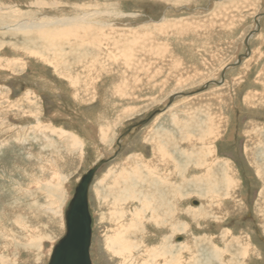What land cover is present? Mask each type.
Listing matches in <instances>:
<instances>
[{"label":"rangeland","instance_id":"374dc122","mask_svg":"<svg viewBox=\"0 0 264 264\" xmlns=\"http://www.w3.org/2000/svg\"><path fill=\"white\" fill-rule=\"evenodd\" d=\"M37 1L0 0V7L18 10V17L28 19L73 18L100 11L105 16L96 19L107 22L101 28L115 29L120 39L136 32L134 40L124 37L130 46L122 50L124 55L131 54V66L143 72H127L130 57H126L118 72L116 65L108 64L110 71L91 72L90 78L88 74L77 76L76 70L81 69L70 59L78 63L85 54L93 55L91 45H98L93 35L90 41L76 43L87 53L73 49L67 56V44L63 43V49L57 47L55 61L61 74L74 71L71 75L76 83L70 85L49 64L29 53L15 52L13 46L27 45L20 34L5 30L9 35L3 36L0 32L3 59L16 61L13 70H0V264H48L53 245L65 234L63 210L69 195L91 167L110 155L118 138H123L118 152L98 167L89 186V253L92 264H141L143 260L133 262L126 259V252L116 254L106 247L112 230L108 210L112 209L99 196L114 201L108 195L114 180L119 175L125 183L132 174L143 192L152 187L163 197L169 178L160 175L156 183L147 176L149 168H159L156 160L152 165L148 161L155 156L154 146L162 143L171 154L178 145L186 147L184 130L192 138L201 126H215L220 117L221 138L216 137L213 145L217 158L234 169L237 203L232 206L225 201L227 210L218 212L219 222L214 218L190 221V230L195 236L213 238L212 246L221 250L217 254L229 259L228 264L234 256H243L245 264H264V226L256 211L263 183L243 152L245 143L253 141H247L245 131L253 125L264 126V0H41L47 5L57 3L50 10L34 6ZM30 33L36 37V32ZM250 34L248 54L244 42ZM153 50L163 59L145 56ZM239 56L240 61L226 69L221 84H209L197 92L211 81L219 82L223 69ZM177 93L187 95L169 103ZM24 99L36 108L33 104L25 107ZM143 120L144 124L121 137ZM184 164L178 162V166ZM197 201L198 197L191 196L184 206L194 208ZM150 228V240L144 243L157 245L164 232ZM138 236L132 243L139 244ZM230 237L238 239L241 248L231 249Z\"/></svg>","mask_w":264,"mask_h":264},{"label":"bare ground","instance_id":"6f19581e","mask_svg":"<svg viewBox=\"0 0 264 264\" xmlns=\"http://www.w3.org/2000/svg\"><path fill=\"white\" fill-rule=\"evenodd\" d=\"M43 2H41V0L37 1L34 3V6L38 8L49 7L47 8L49 10L52 8L56 9V2L50 5ZM5 7H0V32L2 31V35L6 36L9 34L5 33V30H14L17 32V35L20 34V36H22V40L27 41L25 42L27 45L21 48H15L11 45L15 52L23 56L29 53L37 60L49 64L54 68L56 75H58L59 78H64L70 85L76 83V80H73L74 78L71 75L74 74V71L70 69V73L65 72L66 75L64 76L61 74L58 69V64L55 61L57 60L56 55L59 54L57 52V47L59 46L60 49H63V43L67 44L69 47L68 50L65 51L67 56L70 55V51L73 49H79V51L87 53L84 49L76 46V43L90 41L94 39L93 35L98 39L95 40L98 45H91L94 48V52L92 51L93 55L86 57L89 54H85L80 58L78 63L75 59H70L71 64L76 63L75 65L73 64L75 68L78 64L79 66L77 69H81V71L76 70L77 76L80 77L81 75L87 77L88 74L90 78L92 73L101 71V69H104L106 72L110 71L112 68H110L108 64L112 65L111 67L116 65V68L118 67L116 72H118L121 68L119 67L120 64L126 62V57H130L128 58V64L130 66L125 68L127 72H130V70H134V73L139 74L143 72L137 69V67L131 66V54L124 55V50H122L125 46L127 48L130 46V44L128 46L123 42L124 37H129L134 40V38L137 37L135 34L136 32L123 35L122 39H120L121 33H117L115 29L101 28L102 26L104 27L107 22L96 19L105 16L100 11L84 12L83 15L77 14L78 16H74L73 18H59L57 15L39 16L41 18L36 16L35 18H29L32 20L29 22L30 20L28 18L17 16L19 14L18 10ZM24 31L29 32L24 33ZM31 31L36 32V37H30ZM26 35L27 37H25ZM85 39H87V41ZM99 39L101 40L99 41ZM105 43H107L106 46L101 47ZM108 44H112V46H108ZM29 47L35 49V51L31 52ZM109 49L112 50L113 53H111ZM103 50L105 53H103ZM3 52L0 46V70H3L5 67L11 70L12 64H15L14 62L16 61L6 56L3 59ZM139 53H141V51H139ZM163 53L165 52L163 51ZM145 56L150 60H152L154 56L160 60L163 57L162 54L154 50L151 51V53L147 52ZM83 59H85V64L82 62L84 61ZM87 60L90 63H86ZM60 61L61 60L58 62ZM174 66L175 65H173V67ZM131 75L132 74H130V77ZM21 104L26 105L25 107L33 104L34 108H36L35 103H31L28 99L22 100ZM7 107L9 106L7 105ZM212 119L213 117L209 118L211 121ZM219 124L222 125L221 117L215 126L213 124L211 126L207 125L204 129L203 126H201L199 132L194 134L192 138H188L186 134L187 131L184 130L185 134L183 133L182 136H184V139H187L186 147L181 148L180 145H178L171 154H168L167 148L164 147L162 143H157L154 146L153 152L155 156L148 161H151L150 165H152L153 160H156L159 168L154 166L149 168L150 171H147L146 168V171L149 180L153 181L155 179L156 183L157 181L160 182V175L169 178L166 181L167 190L163 197H161L160 192L152 187L149 188V191L143 192L141 187L138 186L137 180L132 179V176H130L132 174L127 176L128 179L125 183L120 182L119 175L118 178L114 180V184L109 189L110 193L108 194L114 197V201L109 202L107 200L108 196H99V200L102 201L104 206L106 207L108 205V208L112 209L111 211L108 210V220H110V224L112 225L111 235L107 238L105 243L107 244L106 247L111 252L114 251L116 254L122 253L124 255L126 252V259L131 258V260L135 262L138 258L140 262L143 260L141 264H228L229 259L223 260V255L219 256L217 254L221 252V250L217 249L216 246H212L215 244L213 243V238L195 236V234H192V230H190V221L194 223H197L199 220L206 222L208 218H214L219 222L218 212L227 210L224 207L225 203H232V206H235V203H237L234 196L235 189L237 188L236 182L234 181V169L227 162H223L217 158L213 145L216 137L217 139L221 138L220 133L222 132V128H218ZM175 125L177 126L176 123ZM253 126L255 127L248 128L244 133L247 141L251 139H253V141L249 144L248 142L245 143L243 152L246 161L250 163V165H253L257 175L260 176L263 183V190L260 192V202L256 207V211L259 213L260 222L264 226V126ZM122 141L123 138H118L115 144L116 148L111 151L110 155L105 156L102 160L113 157L114 154L118 152V148H120ZM175 141H177V139H175ZM180 153H184V158H179ZM178 162H184L185 164L178 166ZM170 169H172V171H169ZM153 185L156 186V184ZM73 196L74 194L71 196L69 195L70 200L67 202L65 208H68ZM191 196L198 197L199 202H197L199 206L195 205L194 208L184 206L185 200ZM130 205L133 206V208H131ZM64 210L67 211V209ZM64 210L63 214L65 220L66 211ZM147 210H149L150 214ZM150 226H155L164 232L159 235V243L157 245L149 246V244L147 245L144 243L145 240H150ZM180 232L183 234L185 233L187 237H178V235H181L179 234ZM137 235H141L140 239V236H138L140 241L137 239L139 244L136 242L132 243L134 238L136 240ZM227 235L228 234H224V237L226 238ZM239 242L238 239L231 237L228 241L232 246L231 249L233 247L241 248ZM57 243L53 245L50 256ZM229 255L231 257L232 253L229 252ZM244 261L245 258L243 256H239V259H236V256H234V259L230 260L229 264H245Z\"/></svg>","mask_w":264,"mask_h":264},{"label":"water","instance_id":"95a60500","mask_svg":"<svg viewBox=\"0 0 264 264\" xmlns=\"http://www.w3.org/2000/svg\"><path fill=\"white\" fill-rule=\"evenodd\" d=\"M261 15H264V13H261ZM251 35L252 34H250L244 42L248 54L249 49L247 48V43ZM240 59L241 56L237 58V62L226 66L223 69L219 82L211 81L208 84L204 85L201 90H197V92L203 91V89L207 88L209 84H221L226 69L228 67L231 68L236 65L240 61ZM185 95L187 94H174L169 98V103H171L175 97ZM145 121L146 120H143L129 127L125 130V132H123L121 137L126 136L131 131V129L144 124ZM105 161L106 160H102L98 162L94 167L90 168V170L81 178L80 182L76 186L73 199L69 204L65 214V235L54 247L48 264H91L89 257V245L91 241V216L88 209V191L96 170Z\"/></svg>","mask_w":264,"mask_h":264}]
</instances>
